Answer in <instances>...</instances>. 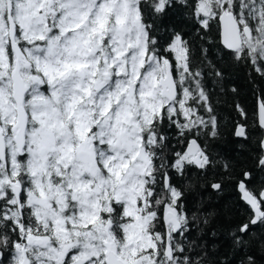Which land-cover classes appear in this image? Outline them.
<instances>
[{
    "label": "snow or ice",
    "instance_id": "6c2138e0",
    "mask_svg": "<svg viewBox=\"0 0 264 264\" xmlns=\"http://www.w3.org/2000/svg\"><path fill=\"white\" fill-rule=\"evenodd\" d=\"M178 5L264 80V0H0V264H260L264 182L214 152L226 75L168 22ZM229 183L248 212L217 254L192 230L225 210L189 192Z\"/></svg>",
    "mask_w": 264,
    "mask_h": 264
},
{
    "label": "trees",
    "instance_id": "16d2710c",
    "mask_svg": "<svg viewBox=\"0 0 264 264\" xmlns=\"http://www.w3.org/2000/svg\"><path fill=\"white\" fill-rule=\"evenodd\" d=\"M170 23H174L185 28L188 38L193 45L194 58L202 60L205 53L202 49H207V59L212 61L218 68L225 72L226 79L223 82L225 91L220 92L219 86L212 77L208 78V86L213 90L214 97L219 99L216 110L220 120L221 136L218 140L212 142L214 152H218L220 156L235 164H243L253 171V183L260 185L264 182V172L257 171L253 165V155L257 148L260 138L264 132L260 128L257 120L258 100L264 98V80L250 74L249 70L243 65L235 63L228 50L224 49L218 42L216 29L205 38L201 39L203 32L197 33L196 27L193 26L184 16L182 6H177L174 13L169 18ZM235 88L236 92L230 91ZM244 109L247 118L242 117L237 110L236 105ZM244 123L247 125L249 139L247 141L234 135L236 124ZM222 171V169L218 170ZM205 202V207L209 212L224 209L219 216L214 217L212 222L207 226L199 225L192 230L193 237L203 235L204 240L217 254H222L229 250L231 238L230 230L240 220L245 218L248 212V206L241 199L240 192L236 189L234 183H229L223 192H215L210 188L204 189L197 187L194 191L189 192L188 204L195 208ZM203 229V232L200 231ZM257 236L261 230L254 229ZM216 235L213 236L212 233ZM255 253L260 264H264V253L260 252L258 244L254 241L250 249ZM243 253H241L242 255ZM239 257H234V264Z\"/></svg>",
    "mask_w": 264,
    "mask_h": 264
},
{
    "label": "water",
    "instance_id": "95a60500",
    "mask_svg": "<svg viewBox=\"0 0 264 264\" xmlns=\"http://www.w3.org/2000/svg\"><path fill=\"white\" fill-rule=\"evenodd\" d=\"M257 113H258V106H257ZM257 120H258V115H257ZM258 124H259V121H258ZM260 126V125H259ZM261 128V127H260ZM262 130H263V132H264V128H261ZM263 137H264V135H263Z\"/></svg>",
    "mask_w": 264,
    "mask_h": 264
}]
</instances>
